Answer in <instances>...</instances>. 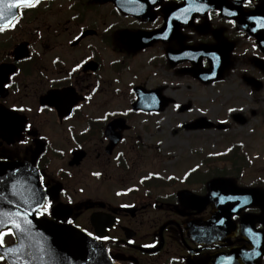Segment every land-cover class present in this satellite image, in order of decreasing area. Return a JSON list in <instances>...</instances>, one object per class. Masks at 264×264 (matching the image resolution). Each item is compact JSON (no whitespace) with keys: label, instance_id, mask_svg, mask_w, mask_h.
Masks as SVG:
<instances>
[{"label":"flooded vegetation","instance_id":"1","mask_svg":"<svg viewBox=\"0 0 264 264\" xmlns=\"http://www.w3.org/2000/svg\"><path fill=\"white\" fill-rule=\"evenodd\" d=\"M219 1L204 0L211 5L209 19L206 14H195L191 0H157L156 5L150 0H41L39 6L21 9L16 24L0 32V158L32 166L35 161L45 176L51 214L37 219L61 229L76 228L84 235L92 232L109 236V242H96L113 264H264V257L246 259L253 249L239 226L230 234L223 231L225 235H209V229L194 234L193 225L206 222L215 213L213 202L188 208L179 200V192L168 196L164 193L169 187L154 185L159 180L151 178L138 180L137 173L129 181L122 180V185L106 187L102 195L92 199L85 184L89 175L104 180L110 169L126 176L135 172L143 159L142 142L133 141L131 135L135 130L131 118L144 114L131 110L122 115L101 105L103 98L121 93L115 86L131 61L146 56L148 66L155 69L159 64L163 69V77L156 78L160 84L145 87L141 82L130 89L132 94L142 86L173 99L185 89L186 79L208 85L195 77L198 70L212 66L208 54L219 55L220 64H228L229 70L237 48L245 44L253 47V55L236 56V60H245L243 80L253 90L258 84V92L264 89V30L257 31V38L250 29L227 23L228 18L212 8ZM225 5L234 6L233 0H225ZM182 7L193 9L186 14L188 24L175 21ZM241 9L246 16L259 10L264 16V2L260 0L252 4L244 0ZM260 16L255 23L258 29L264 24ZM166 22L172 23L171 29ZM246 23L251 27L253 21L247 18ZM165 32L167 40L163 39ZM142 35L149 37L141 40ZM23 43L29 45L30 57L16 60L14 51ZM185 52L195 53L197 60L185 57ZM107 53L113 60L110 63ZM107 68L114 79H107ZM68 88L83 98L82 104L65 111L41 105V98L49 92ZM173 106L175 102L169 107ZM182 106L176 108L180 111ZM117 118H124L130 129L109 154L106 128ZM22 139L28 143L23 144ZM79 152L84 158L76 163ZM94 162L100 164L97 171L95 165L90 166ZM198 195L207 196V187ZM119 198L125 200L117 201ZM257 210L262 212L261 208ZM238 220L233 219L237 224ZM258 226L264 231V225ZM14 243L13 235L5 236L6 246ZM153 243L155 247H145ZM238 248L245 249L235 251ZM54 261L65 264L63 259ZM0 264L9 263L4 258Z\"/></svg>","mask_w":264,"mask_h":264},{"label":"rangeland","instance_id":"2","mask_svg":"<svg viewBox=\"0 0 264 264\" xmlns=\"http://www.w3.org/2000/svg\"><path fill=\"white\" fill-rule=\"evenodd\" d=\"M50 23L54 20H49ZM62 41H64L62 39ZM253 47L239 46L236 50L233 65L224 75L223 79L215 84L200 86L192 80L186 79L185 89L173 97L176 105H192V109L181 114L176 106L169 107L164 113L158 115L133 116L134 125L133 141L143 146L141 159L135 172L130 171L126 176L110 169L105 179L87 177L85 182L90 198L100 196L108 186L122 185V180L129 181L134 173L138 174V180H161L157 184L169 187L166 190L168 196L173 193L188 190L201 193L208 181L215 178V173H224L219 176L229 178L236 184L246 188H257L264 191V89L256 91L249 88L243 80L245 65L243 58L236 60V56H252ZM107 53L106 56H108ZM150 55V54H149ZM108 56V62H112ZM146 56L131 61L126 70H122L119 78L120 84L115 87L121 90L117 97H105L102 106L109 108L111 112H119L124 115L131 111L135 95L130 89L143 83L145 87L155 86L161 81L156 78L163 77V69L156 64L155 69L148 66ZM108 65V64H107ZM156 77L151 78V75ZM107 79H114L107 68ZM150 77V78H149ZM235 110V111H233ZM241 114L247 118V124L240 126L235 124L232 117ZM213 120L216 124H227V131H200L187 132L181 127L186 123L199 118ZM239 146L240 155L246 154L247 167L242 176L230 174V168L225 163H209L205 161L211 156H217L229 152L235 146ZM211 159V158H210ZM89 164V163H88ZM97 171L98 162H94ZM135 174V175H137ZM194 175H197L194 178ZM235 177V178H234ZM129 184V183H128ZM114 192V191H113ZM155 194H161L155 192ZM162 195V194H161ZM119 198L117 201H124ZM251 214H259L260 211L252 209ZM260 228V226H258ZM261 229V228H260Z\"/></svg>","mask_w":264,"mask_h":264},{"label":"water","instance_id":"3","mask_svg":"<svg viewBox=\"0 0 264 264\" xmlns=\"http://www.w3.org/2000/svg\"><path fill=\"white\" fill-rule=\"evenodd\" d=\"M264 2V0H261ZM10 0H4V3L0 5L3 8L5 14L8 12V3ZM244 0L237 2V8L234 10L238 11ZM217 10H223L225 8L232 9V7L226 6L225 1H219L217 5H214ZM19 16V10H16ZM263 14L261 10L256 12L252 16ZM238 25L240 28L244 29L243 25L246 24L245 16L239 11ZM238 16L235 18L237 19ZM226 17V16H225ZM247 17V16H246ZM254 36H258L255 34ZM149 35H142L141 40L148 38ZM139 43H142L138 40ZM151 42V41H150ZM148 43V42H146ZM143 43V44H146ZM142 44V45H143ZM14 55L16 60L27 59L30 57V52L27 44L19 45L15 51ZM228 67V64L223 63L218 67H213L208 71L197 72L196 78L203 83H211L213 81H218L222 78L224 71ZM12 72V71H11ZM213 73L215 78H213ZM207 77V79H205ZM260 85L256 86L259 89ZM137 101L133 103L132 109L134 111H143L147 113L151 112H163L167 106L171 103L170 100L161 96L159 91L148 92L144 88H136ZM152 97L156 98L155 102H152ZM81 97L75 94V90L68 88L64 90L51 91L48 95L41 98V104L50 107H55L59 111L71 110L73 107L81 103ZM190 107H183L181 112L189 110ZM235 121L240 125L246 124V119L241 115L235 116ZM214 124L205 119L201 118L191 125L185 126L186 130L189 131H199V130H212ZM126 121L123 119L114 120L106 129V135L110 139V144L107 148V153L111 154L114 148L119 144L123 138V133L129 130ZM219 130H225L224 125L218 126ZM84 158V154L79 152L76 154L74 161L76 163L81 162ZM33 166L27 162H12L9 161L5 164H0V173H5L0 175V219L7 220L9 218L10 209L6 205V199L10 196V192L5 189V185L8 183V178L10 176H15L18 183L12 191L16 192L15 199L23 202L29 201V193L27 192V187L24 181L27 178V171ZM19 168V172L14 173L12 170ZM7 170V171H6ZM208 195L199 196L190 191H182L178 194L179 200L185 204L188 208H197L200 206H207L209 203L213 202L215 204V213L211 216L209 220L203 223H196L193 225V232L195 235L203 234L205 229H209V235L212 233L217 235L230 234L232 231L238 227V224L233 221V217L239 216V226L241 234L243 237L247 238V242L250 245V237L246 232V229L251 227L254 230L257 223L264 225V192L257 188H240L235 182L227 178H215L208 183ZM213 193H217V196H213ZM238 196L240 201H227L221 205L219 203V196ZM247 197L248 203L243 204L244 198ZM236 207L239 209L238 213H233L232 208ZM250 208H261L262 213L259 216L245 214V211ZM13 219H17L12 217ZM35 229L31 232H26L22 237V244L20 243L17 233L15 236L16 243L4 249L5 259L9 264H56L54 259H63L65 264H111L110 260L105 253L104 248L92 240L91 238L81 234L78 230L73 228L61 229L58 226L52 225L44 220H37L32 217ZM219 219H225L226 224L221 226L217 223ZM92 221H95V217H92ZM17 222H20L17 219ZM227 231V233H223ZM257 231V230H256ZM264 235V231H260ZM12 249L8 253V249ZM253 251H259V248H253ZM245 248H238L235 251H243ZM28 250H41V251H70L67 253H20L21 251ZM54 262V263H53Z\"/></svg>","mask_w":264,"mask_h":264},{"label":"snow or ice","instance_id":"4","mask_svg":"<svg viewBox=\"0 0 264 264\" xmlns=\"http://www.w3.org/2000/svg\"><path fill=\"white\" fill-rule=\"evenodd\" d=\"M139 2V0H137ZM191 2L195 5L194 12L195 14H206L208 18L210 19L212 16V13L208 11V9L211 7L208 3H205L204 0H191ZM235 2V0H234ZM4 3V0H0V5ZM150 3L152 5L157 4V0H150ZM253 0H248V4H252ZM41 4V0H10L8 3V12L7 15L5 14L3 8H0V32H4L6 28H12L17 20H18V12L16 10L19 9H25L30 10L36 6H39ZM193 11L192 8L189 7H182L181 8V15L175 16V21L182 22L184 24L189 23V19L187 18V13ZM217 15H224L226 16L227 23L233 25L234 27L237 25V20L235 19L238 16L237 11H231L227 8L217 11ZM183 16V19H182ZM250 20L253 21L252 26L250 27L249 24H244V29H250L251 32H257L260 30H264V24L260 26L258 29L255 26L256 19L255 17H249ZM259 20L264 21V16H260ZM195 22H199L196 20ZM166 27L168 29H171L172 23L166 22ZM241 36L245 35V32H240ZM169 38L168 33L165 32L163 35V39L167 40ZM254 47H258L254 45ZM185 57H188L189 59L195 61L197 60V55L195 53L191 52H185ZM201 55H204L203 53ZM213 67H218L221 63V57L217 55L216 53H210ZM173 59H178L177 57H173ZM79 67V65L77 66ZM213 78H215V74L213 73ZM207 79V77H205ZM90 99V97H89ZM152 102L156 101L155 97H152ZM177 108H179V105H176ZM235 111V110H233ZM29 129L31 128L30 125L27 126ZM23 144H27L28 141L26 139H22L21 141ZM7 163L6 159L0 158V164ZM7 171V170H6ZM14 173L19 172V168H16L12 170ZM5 173H0V175H4ZM96 175H99L98 173ZM18 181L16 180L15 176H10L8 178V183L5 185V189L10 192V196L5 198L6 199V205L9 207V218L7 220L0 219V261L4 260L5 253L4 249L7 247L5 245V236L6 235H16L17 233L20 234L18 237L20 243L22 244V237L23 234L26 232H31L33 229H35L36 225L33 222L32 217H40L42 215H49L50 210L52 208V202L49 198V194L46 190V184H45V176L39 171L38 165H35V161H33V167L31 169H28L27 171V178L24 181L27 192L29 193V201L30 202H23L19 201L18 199H15L16 192L12 191V189L15 188ZM217 193H213V196H217ZM225 200L227 201H240V197L238 196H219V203L223 205L225 203ZM248 199L247 197L244 198L243 204H247ZM239 209L236 207L232 208L233 213H238ZM12 217L17 218L20 222H17V219H13ZM236 217L234 216L233 219ZM68 224H72L71 220L66 221ZM217 223L221 226L226 224L225 219H219ZM246 232L248 233V236L250 239V246L253 248H259V251H252L251 253L246 254V259H252L253 257H264V235L261 234L260 231H256L253 228L249 227L246 229ZM87 236L91 239L106 243L110 241V237L107 235H96L92 232H86ZM155 243L145 245V247L153 248L155 247ZM12 249H8V253H10ZM110 251V250H108ZM111 258V257H109Z\"/></svg>","mask_w":264,"mask_h":264},{"label":"trees","instance_id":"5","mask_svg":"<svg viewBox=\"0 0 264 264\" xmlns=\"http://www.w3.org/2000/svg\"><path fill=\"white\" fill-rule=\"evenodd\" d=\"M239 148L240 147L236 145L235 148L231 149L227 153H223L217 156H211L207 158L205 161L206 166H208L210 162H212L213 164H215L216 162L225 163L226 167L222 172H225V170H227V167H229L231 170L230 174L236 175L235 176L236 178L235 177L234 178L239 179L237 177L242 176L243 170L247 167V160H248L245 153L242 156L240 155L241 150ZM222 174L226 175L224 173H219V174L215 173L213 177L223 176Z\"/></svg>","mask_w":264,"mask_h":264}]
</instances>
